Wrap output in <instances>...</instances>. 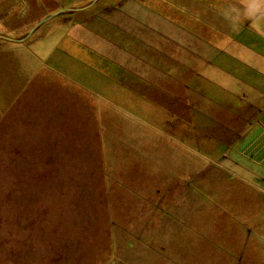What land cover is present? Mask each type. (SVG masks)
<instances>
[{"label":"rangeland","instance_id":"obj_1","mask_svg":"<svg viewBox=\"0 0 264 264\" xmlns=\"http://www.w3.org/2000/svg\"><path fill=\"white\" fill-rule=\"evenodd\" d=\"M90 1L0 0V34ZM180 2L95 0L0 38V264H264V94L223 96L255 123L221 151L188 90L219 65L137 17Z\"/></svg>","mask_w":264,"mask_h":264},{"label":"crops","instance_id":"obj_2","mask_svg":"<svg viewBox=\"0 0 264 264\" xmlns=\"http://www.w3.org/2000/svg\"><path fill=\"white\" fill-rule=\"evenodd\" d=\"M173 1L169 0V5L165 6L168 13L174 8ZM178 9L180 15L170 17L168 14L160 12L162 14L160 15L144 8L150 19H143L139 14L137 17L142 22L145 21L148 32L154 29L163 31L172 37L169 41L176 40L177 43L180 42V46L185 43L186 38L197 42L198 45L201 44L199 52H197V46L193 47L196 50L195 55L202 61V64L205 61L210 65H219L211 69L212 71L209 69L198 71L194 81L188 84L191 85L188 90L200 101L201 105L211 108L210 119L222 124L223 129L219 137L226 138V141L221 139L218 142L221 146L220 150L229 149L232 154H236L239 142L245 138L247 133L252 132L255 121L254 119L248 121L247 117L250 113L251 115L254 113L255 107L249 104L250 110L230 109L231 103L224 100L223 96L234 92L235 86L237 84L243 86V83L252 87L253 90L250 91L256 97L254 101L257 100V96L264 94V53L255 49L264 46V0H181ZM154 18L159 22L163 21V25L160 27L152 22L151 19ZM139 24L141 23H137ZM171 32L176 36L171 35ZM187 49L190 50V47ZM216 59L220 62L217 63ZM203 79H206L212 86L210 88L205 85V88L201 87L199 80ZM209 90L212 93L209 94ZM261 104L264 105V102ZM224 112H227L226 117L223 115ZM228 132H236L232 139L233 143H227L230 137L226 136ZM236 182L237 188L248 193L240 177L236 178ZM232 194L231 198L230 194L222 198L218 192L217 199L221 197V202L231 200V205L234 207L232 199L236 201L238 199Z\"/></svg>","mask_w":264,"mask_h":264},{"label":"water","instance_id":"obj_3","mask_svg":"<svg viewBox=\"0 0 264 264\" xmlns=\"http://www.w3.org/2000/svg\"><path fill=\"white\" fill-rule=\"evenodd\" d=\"M95 0H92L90 1L88 4L84 5V6H81V7H78V8H74V9H64V10H60V11H57L49 16H47L46 18H44L43 20H41L37 26H35L34 28L30 29L26 34L20 36V37H17V38H10L8 36H5V35H2L0 34V38L1 39H5V40H10V41H14V42H21L23 41L33 30H35L40 24H42L46 19H48L49 17H52L54 15H57V14H60V13H63V12H68V11H73V10H78V9H83V8H86L88 5L92 4Z\"/></svg>","mask_w":264,"mask_h":264}]
</instances>
